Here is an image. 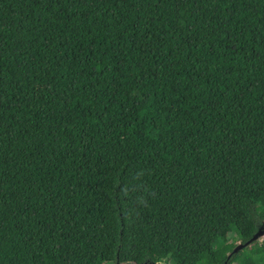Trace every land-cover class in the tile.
I'll return each instance as SVG.
<instances>
[{
  "label": "trees",
  "instance_id": "obj_1",
  "mask_svg": "<svg viewBox=\"0 0 264 264\" xmlns=\"http://www.w3.org/2000/svg\"><path fill=\"white\" fill-rule=\"evenodd\" d=\"M262 225L264 0H0V264H264Z\"/></svg>",
  "mask_w": 264,
  "mask_h": 264
},
{
  "label": "water",
  "instance_id": "obj_2",
  "mask_svg": "<svg viewBox=\"0 0 264 264\" xmlns=\"http://www.w3.org/2000/svg\"><path fill=\"white\" fill-rule=\"evenodd\" d=\"M264 238V225H262L259 230L249 239L247 240L246 242H239L233 249L232 252H237L241 249H243L244 247L250 245L251 243H253L254 241H257V240H260ZM232 252H230L228 254V257L231 256ZM143 264H158L156 262H146V263H143ZM223 264H227V262L223 263Z\"/></svg>",
  "mask_w": 264,
  "mask_h": 264
},
{
  "label": "rangeland",
  "instance_id": "obj_3",
  "mask_svg": "<svg viewBox=\"0 0 264 264\" xmlns=\"http://www.w3.org/2000/svg\"><path fill=\"white\" fill-rule=\"evenodd\" d=\"M263 240H264V238L260 239L259 241L262 242ZM248 251H249V248L243 249L242 256H245L248 253ZM161 264H173V263L163 261ZM203 264H207V263L203 262Z\"/></svg>",
  "mask_w": 264,
  "mask_h": 264
}]
</instances>
